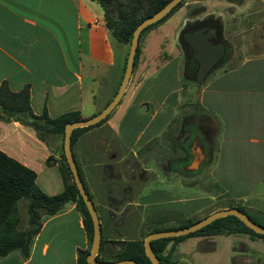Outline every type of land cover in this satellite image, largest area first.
I'll return each instance as SVG.
<instances>
[{"label":"crops","instance_id":"1","mask_svg":"<svg viewBox=\"0 0 264 264\" xmlns=\"http://www.w3.org/2000/svg\"><path fill=\"white\" fill-rule=\"evenodd\" d=\"M250 8L261 13V18L253 19ZM104 12L98 0H0V84L7 80L15 91L29 84L31 106L37 115L44 109L52 118L74 111L82 118L98 113L113 98L115 85L120 84L127 52L119 45L120 54L116 52L114 44L118 40L106 26ZM217 13L222 18L223 37L233 48H229V57L215 70L211 81L200 87L179 85L152 97V89H148L151 77L180 58L173 44L185 22L206 15L217 17ZM155 36L161 39L159 47L149 53ZM142 38L139 60L124 97L105 123L81 133L74 141L86 135L96 139L102 125L113 129H109L112 140L105 137L95 141L92 149H79V160L73 151L82 177L80 164L91 167L89 180L95 174L92 167L99 170L101 184L91 191L84 184L101 220L105 241L102 253L111 258L127 241L141 238L149 216L167 212L184 219H202L215 211L240 206L221 203L230 192L228 181L236 183L235 193L241 189L239 185H250L237 196L244 197L242 203L254 191L264 195V188L257 184L264 180V0H186ZM154 85L161 89L159 83ZM100 103H104L101 108ZM184 105L195 109L182 116L179 133L184 126H191L190 120L201 127V133L189 145V159L193 160L197 151L202 154L208 149L204 155L207 161L189 178L163 174L150 162L154 144L170 133ZM46 136L41 139L34 128L0 117L1 150L35 170L30 156L10 146L7 139L14 138L31 148L28 152L42 151L44 162L49 160L48 167L59 170L63 186L47 192L53 195L65 188L60 170L62 153L59 142L48 144ZM206 166L212 167L205 182L211 183L213 177L217 180L215 185L212 182L209 188L204 187L210 193L205 196L209 201L195 212L174 206L183 200L203 201L194 188L205 183L195 178L206 171ZM128 176L132 178L130 186L121 192L119 186L126 185ZM219 182L227 190H221ZM105 183L107 189L101 187ZM37 184L42 190L44 186L50 189L47 183L40 184L38 174ZM188 189L194 192L186 195ZM130 232H134L133 238L128 239ZM226 235L260 239L246 233ZM88 247L83 215L75 202H69L56 214L44 217L27 258L15 250L2 257L0 264H78V251ZM239 253L250 261L260 259L244 248Z\"/></svg>","mask_w":264,"mask_h":264},{"label":"trees","instance_id":"2","mask_svg":"<svg viewBox=\"0 0 264 264\" xmlns=\"http://www.w3.org/2000/svg\"><path fill=\"white\" fill-rule=\"evenodd\" d=\"M98 1L104 7L106 26L109 28L112 35L120 43L131 45L133 32L136 26L142 20L152 16L154 13L160 10L170 0ZM185 1L186 0H182L163 18L146 27L141 33L140 42L142 36L147 31L163 22L174 11L181 7ZM140 42L137 49L134 68L137 66L141 52ZM226 43L229 48H233V45L229 40H226ZM180 44H183L182 39H180ZM126 61L127 57L125 58L123 74L120 83L124 75ZM197 68L198 63L194 58V52L192 50L190 54H185L184 78L187 81L198 84L195 80ZM217 68H219V66ZM30 92L31 86L29 84L25 85L20 90L15 91L11 88L7 80L3 81L0 84V117L7 121H20L25 125L34 127L36 130H39L38 135L41 139H44L46 136V134L42 133V131L64 136L65 125L68 122L82 119L80 113L76 111L64 113L56 118L50 117L46 109H44L43 113L40 115L35 114L31 106ZM116 92L117 90L115 93ZM108 117L96 125L74 129L72 134V146L74 141L81 133L95 126L101 125L108 119ZM188 123V126H191L186 128L191 134L190 139H192L195 135L201 133L200 123L192 120L188 121ZM62 158L63 163L60 165V170L64 179L65 188L60 193L49 195L38 186L37 173L35 170L0 149V259L15 250H20L23 256L27 258L30 254L31 246L35 236L41 231L44 217L56 214L69 202H75L83 215L84 229L89 241V247L87 249H80L78 251V264H90L87 261V256L90 252L93 237V221L88 208L74 182V178L67 163L64 151L62 153ZM80 174L82 177L81 171ZM22 198L28 200V226L24 229L20 228L21 216L19 212V201ZM237 207L247 213L255 222L264 226L263 223L252 217L243 206ZM199 220V218L187 219L179 223L177 226L154 228L149 233L164 229L182 228ZM230 233H246L252 237L264 238V235L259 234L249 228L238 217L230 215L219 218L213 221L211 224L206 225L202 229H199L196 232L190 233L188 235L153 240L151 242V246L155 253L160 257L161 264H171V252L175 249L176 243L180 240L198 234L209 235ZM170 241H173L170 252L165 254L164 250ZM104 242L105 241L102 239L100 253H102ZM97 258L101 261L134 259L141 264H151L150 259L145 254L144 241L142 239L127 241L123 250L116 253L113 258L105 259L99 254Z\"/></svg>","mask_w":264,"mask_h":264},{"label":"rangeland","instance_id":"3","mask_svg":"<svg viewBox=\"0 0 264 264\" xmlns=\"http://www.w3.org/2000/svg\"><path fill=\"white\" fill-rule=\"evenodd\" d=\"M216 9L219 12L220 9L218 7ZM250 14H251L253 19L261 18V13H259V14L256 13V10L253 8H250ZM217 17H221V15H219V13H217ZM179 34L180 33L178 32L177 38L175 37L176 43L173 44V47H174L175 51L177 50L178 53L180 54V56H179L180 58L179 59L175 58L173 60V63L166 70H161L157 74H154L151 77L152 81L148 84V89H150V88L152 89L150 95L154 98H157V96L163 95L168 90H171V89H173L179 85L185 84L186 86L194 85L196 87H200L202 85L208 84L211 81L212 77L217 73L216 71H213L208 76V78L206 79V81L203 84H196L194 82L187 81L184 78V53H183V50H182L181 45L179 43ZM143 39L144 38L141 39V46L143 43ZM160 40L161 39H159L156 36L151 39L150 44H149L150 45L149 53H154L157 51L159 44H160ZM115 43L116 44H114V47L116 48V52H119V54H120V51L117 50V48H118L117 45L122 46L123 49L125 51H127L126 52V57H127L128 53H129L130 45H124L122 43H119L116 40H115ZM175 51H174V53H176ZM157 83H159V86L161 89H157V86L154 85ZM185 85H183V86H185ZM115 86H116V90H118L120 84H118V86L116 84ZM111 94L112 93H110V96H111ZM114 95H115V93H114ZM103 105H104V103H100L99 108H101ZM194 109H195V107L187 106V105H184L181 107V110H180L178 116L176 117L175 122H174L171 130L169 131L170 135L172 137H175L180 131V124H181L182 116L184 114H187V113L193 111ZM101 127L102 128L99 130V132L96 135V139H94V137L92 135H86V136L82 137L79 141H77L73 144L72 150L75 152L76 158L78 160H79V156H78L79 149H81V148L92 149L95 146L94 145L95 141H99L100 139L105 138V137L112 140L113 135L111 133H112L113 129L110 127H108V129H106V127H103V125ZM32 128H34V127H32ZM109 129H112V130L110 131ZM30 131H32V130H30ZM36 131L38 132L39 130H36ZM12 132H13V129H12ZM42 133L47 135L46 136L47 137L46 142L48 144H50V143L53 144L54 142H59L60 151H61V153H63V151H64V146H63L64 138L63 137L64 136H60L59 134L50 133L47 131H42ZM44 140H45V137H44ZM7 141H9L10 146L14 150H16V151L22 150L23 155L30 156V158L34 161L33 166L35 168L36 173L39 175L40 184L43 186V183L45 185L47 183L50 186V189H48L47 187L44 186L43 190L46 193L50 192L51 190L52 191L61 190L63 184H62L60 172L57 168L51 169V167H48L49 160L46 163L44 162L42 151L41 152H33V150H31L30 152H28L27 150L31 149V148H28L27 145H24V144L21 145L20 143L16 142L14 140V138L7 139ZM157 142L160 146L155 145L153 156H151L150 162L152 161L151 164H155V165L160 164L161 165L168 157H173L174 155L171 152V144H170L169 140L161 139ZM180 154H181V152H180ZM62 163H63V158H62ZM211 167L212 166H206V168L204 169L206 171L204 173L199 172L196 175L198 177L195 178V181H198V182L199 181L200 182L208 181L207 173ZM80 168H81L82 172L84 173L83 174L84 175L83 179L85 180L84 183L88 187L89 191H91V189H92V187H94V185L101 184L98 168H96L97 169L96 170V169H94V166L92 167V170H95L94 171L95 174H94V177L92 180H89L91 167L90 166H82L80 164ZM85 175L87 176V179H85ZM231 175L233 176L234 174L232 173ZM185 178H189V177H185ZM263 181L264 180L260 179L259 183H257L258 185H261L260 187H262V188H264V182ZM212 182H213V185H215L217 182L216 178L213 177L211 183ZM233 182H234L233 180L228 181V183H229V184H227L229 186L228 191H230V192H227L228 194L226 195V197L222 198L221 203H227L230 205H240V206L242 205L245 208V210L252 217H254L259 222L264 224V195L260 196L258 194V192L254 191L250 194L249 197L246 198V200H248V201L247 202L244 201L242 203L241 199L244 197H242L241 199H238L237 196L240 193L247 191L250 188V185L244 184V183L239 185V187H241V189L237 193H235V191H232V190H234L233 185H236V183H233ZM211 183H209V184L212 186ZM209 184L207 182H205L203 184V186L198 187V188H194V190L196 192V196H198V198H202L203 201L196 200V201H193V202L190 201L187 203L186 200H183V201L175 203L173 205L176 207H179V208L188 207V209H192L195 212V209L199 208L201 205H203L204 203L209 201V199L205 196L209 195L210 193L206 192V189L204 188L205 186H206V188H209ZM101 187H104L105 189H107V184L105 183V184L101 185ZM218 187L221 190H227V187L225 186L224 183L219 182ZM194 190H189V189L186 190V195H190L191 192H194ZM212 192H215V189ZM27 203H28V200L25 198H22L19 201V212H20V216H21V224H20L21 229H24L28 226ZM189 212H191V210ZM197 217H200V216H197ZM197 217H195L193 219H197ZM185 220H187V219H184V217L182 215H177L175 213L161 212V213H157L156 215L154 214L153 216H149L146 219L145 223L143 224L142 229H141L142 235L144 233H148L150 230H153L154 228H160V227L165 228V227L176 226ZM134 231H135V229H134ZM133 234H134V232H130L129 236L127 238L128 239L133 238L132 237ZM142 235H141V238L139 240L142 239L144 241L145 237ZM118 238H122V237L119 236ZM207 241H214V243L212 244V242H207ZM171 244H172V242L168 243L164 253L168 254L170 252L169 247L171 246ZM210 245L213 246L214 248L206 250L203 247V246H207L209 248ZM234 245L239 247V248H244V250H246L251 255H253V257L256 256V258H260L262 260V262L260 264H264V239L260 238V239L250 240L247 235H232L230 237H227V235L214 236L212 239H209V240L197 239V238L186 239V241L182 245L183 255L182 254H180V256L174 255L171 252L170 262L174 261V259H176L175 261H178L181 258V256H185L187 258L185 264H234V263H231L230 259H229V256L231 254V252H230L231 247ZM99 255L105 259L111 258V256L106 255L104 253H99ZM181 264H183V263H181ZM237 264H239V263H237ZM247 264H253V263L249 262ZM254 264H256V263H254Z\"/></svg>","mask_w":264,"mask_h":264},{"label":"water","instance_id":"4","mask_svg":"<svg viewBox=\"0 0 264 264\" xmlns=\"http://www.w3.org/2000/svg\"><path fill=\"white\" fill-rule=\"evenodd\" d=\"M181 1L182 0H170L160 10H158L152 16L145 18L136 26L133 32V37H132L129 53L127 56L126 67L122 81L120 83L117 92L115 93L113 98L109 101V103L102 110H100L98 113L94 114L93 116L88 118H82L76 121H70L65 125L64 141H63L65 157L72 172L74 182L88 208V211L93 221V237H92L90 252L87 256V261L90 264H141V263L137 262L134 259L101 261L97 258L101 249L102 225L95 204L90 198V195L86 189L84 181L82 180L76 160L74 158V154L72 150L73 131L76 128L88 127L98 124L103 119L108 117L113 112V110L118 106V104L125 95V92L128 88V85L130 83L134 71L136 54H137V49L139 46L140 36L142 31L149 25L155 23L156 21L160 20L165 15H167ZM210 17L218 20L220 24H222L221 17H212L206 15L201 19L187 20L185 22L184 28L190 24L203 22L209 19ZM185 37L192 46L194 50V58L198 62V68L195 75V80L198 84H203L208 78V76L213 71H215V69H217V67L220 66L229 57L228 46L225 43L224 37L223 35L220 34V31L218 30L215 23L207 24L196 30L187 32ZM204 155H206L204 150L202 154H200V152L197 151L188 169L190 171L198 170L202 165V163L204 162L205 159ZM230 215L238 217L249 228H251L252 230H254L259 234L264 235L263 225L255 222L247 213L242 211L240 208L232 207V208L215 211L207 215L206 217L200 219L199 221L182 228L161 230V231H155L149 233L144 239L145 254L150 259L151 264H161V260L159 256L155 253V251L151 246V242L153 240L160 238L188 235L190 233L196 232L199 229H202L206 225L211 224L213 221L219 218H223Z\"/></svg>","mask_w":264,"mask_h":264},{"label":"flooded vegetation","instance_id":"5","mask_svg":"<svg viewBox=\"0 0 264 264\" xmlns=\"http://www.w3.org/2000/svg\"><path fill=\"white\" fill-rule=\"evenodd\" d=\"M211 23H215L217 28H218V30L220 31V34L223 35L220 22L218 20H216V19L211 18V17L209 19L203 21V22L190 24L187 27H185V28L183 27L180 30V32H179L180 33L179 34V43H180V39H182L183 44H180V45H181V48H182L183 53H184V65H185V54H190V52H192V50H193V48L190 45L189 41L185 37L186 33L190 32V31H193V30H196V29H198V28H200V27H202L204 25L211 24ZM224 41L226 43L225 39H224ZM229 51H230V49H229V46H228V53H229ZM193 52H194V50H193ZM185 128L186 127L184 126L183 133H181V134L178 133L175 137H172L170 135V133H167L166 136L164 137V140H169L170 141L171 152H172V154L174 156L173 157H168L161 165L160 164H156V165L153 164L156 167V169H158L159 171H162L163 174L169 173V175L171 174V175H175V176L179 175V176H182V177H190V176H192L193 174H195L197 172V170L190 171L188 169L189 165L193 161L192 159L191 160L189 159V145L191 144L192 139H190L191 134L189 133V131H187V128H186V130H185ZM154 145H159V144H158V142H156ZM204 150H206L205 154L206 153L208 154V149L205 148ZM178 151H181V155H178ZM206 161H207V158L204 159V162L202 163V165ZM131 181H132V178L129 177V179L126 181V185L125 186H123V187L121 185L119 186V188L121 189V192H124L125 189L130 186L129 183ZM171 227H173V226H171ZM160 228H162V227H160ZM165 228H167V227H165ZM164 230H171V229H164ZM158 231H161V230H158ZM149 232L147 233V235L149 234ZM223 235H226V234H209V235L198 234V235H194V236H191V237H187V238H185L183 240H180L179 242L176 243L175 249L172 251V254L179 255V256H180V254L183 255L182 250H180V248L182 249V246L180 247V243L183 242V241H186V239L202 237L200 239L209 240V239H212L214 236H223ZM170 242H172V244H173V241H170ZM207 242H212V244L214 243V241H207ZM172 244H171V246H172ZM171 246L169 247L170 249H171ZM203 247L206 250L214 248L211 245H210L209 248L207 246H203ZM230 252H231V254L229 256V259H230L231 263H234V264H237V263H239V264H245L246 263L247 264V263H249L248 261H250V259L248 257L242 255L241 253H239L240 252V248L239 247H237L235 245L232 246ZM165 254H167V253H165ZM186 259L187 258L185 256H181V258L178 261H175L176 259H174V261H172L171 264H181V263L185 264ZM250 262H252L253 264L254 263L260 264L261 260L260 259L252 260Z\"/></svg>","mask_w":264,"mask_h":264}]
</instances>
